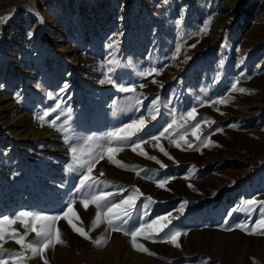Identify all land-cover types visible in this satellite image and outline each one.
<instances>
[{"label": "rangeland", "instance_id": "374dc122", "mask_svg": "<svg viewBox=\"0 0 264 264\" xmlns=\"http://www.w3.org/2000/svg\"><path fill=\"white\" fill-rule=\"evenodd\" d=\"M248 200L264 201V0H0V249L22 253L5 264H264ZM33 227L52 233L36 255Z\"/></svg>", "mask_w": 264, "mask_h": 264}, {"label": "snow or ice", "instance_id": "6c2138e0", "mask_svg": "<svg viewBox=\"0 0 264 264\" xmlns=\"http://www.w3.org/2000/svg\"><path fill=\"white\" fill-rule=\"evenodd\" d=\"M41 22H42V20H41ZM176 51H177V53H179L180 49L177 48ZM153 71H155V70H153ZM109 82L110 83L112 82L111 77H109ZM231 87H232V90L233 91H237L238 90V91H240L242 93L247 91L244 88L237 89V85L235 83ZM122 90L130 91L131 89H122ZM221 102H223V101H221ZM57 107H59V105H57ZM194 113H195V109H192V111L191 112H188L187 115L189 117H193L194 118V115H193ZM153 118H155V117H153ZM41 119H43V117H41ZM141 123H143V121H141ZM212 123H215V122L213 121ZM230 126L231 127H235L236 125H230ZM127 127H131V125H129ZM169 127H171V125H169ZM195 127L198 128L199 127V124H197ZM165 131H167V129H165ZM111 135L116 136L117 134L116 133H112ZM161 135H164V133H161ZM153 138L154 139H157L156 137H153ZM119 140L122 141V142H127L128 140H130V137H123L122 136V137H119ZM132 143L135 145L136 144V141H132ZM177 146L179 147V145H177ZM133 150L135 151V147H133ZM76 151H77L76 148H72V152L74 154L76 153ZM161 151H164L163 148H161ZM165 155H167L166 152H165ZM150 158L151 159H155V157H150ZM125 167H127V166H125ZM88 172H91V168L88 169ZM91 179L92 178L91 177H88V176H85L84 178H82L81 181H80L81 187H89L90 188L92 186L91 183L90 182H87L86 183V181H90ZM163 184H164V181H160L159 184H158V186H162ZM92 199L97 203V207L100 208L101 207L100 201L103 200L104 198L103 197H93ZM125 202L129 204V207L130 208L133 206V201H132V198L131 197H129L128 198V201H125ZM246 203L248 205H250V206L259 203L262 206L261 207L262 215H264V201L257 202V201H254V200H248ZM109 205H111V201H107L106 204H105V206H108V211L111 212L112 211V206H109ZM86 208H87V204L85 203V209ZM64 215L67 216V213H65ZM123 215L125 217L131 218V211H126V212L123 213ZM24 216H32L35 220H39V221L59 220L60 219L59 216L48 217V216H43V215H38V214H33V213H28V212H20L19 214L16 215L15 219L18 220V219H20L21 217H24ZM97 218H99V212L97 213ZM116 219H120V217L117 216ZM162 219H165V218L164 217H157L156 219H153L151 221V223L152 224H157V222L159 220H162ZM5 222L11 224V223H14L15 221L9 219V217H7V216H4L2 219H0V224H3ZM69 223H71V222H69ZM108 223H109L110 226L112 225V221L111 220H109ZM261 223H264V221H262ZM93 224L95 226V221L93 222ZM143 227H144V224L142 223L139 228H135V230H132L130 228L128 232H125V235H129L130 234L132 236V246H133V248H137V250H140V248H138V246H137L136 236H137V233H139ZM167 227H168L167 224L162 225L161 228H160V231L163 232L164 229L167 228ZM237 227L244 228L243 225H237ZM32 230L33 231H36V234H37V237L39 238V241L36 242V243L29 242L28 245H27V247L32 250L33 255H36L38 253H42L52 243V241H51L52 233H51L50 230L45 231L43 228L41 230L37 231L35 229V227H33ZM73 230L76 231V232H79V234L82 235V236H84L86 239L89 238L83 230L78 229V228H75V227H73ZM112 230L113 231H118L120 229L117 228V227H113ZM254 231L255 230H253V232H251L249 234H254ZM26 234L27 233H25V235ZM180 234L181 233L178 232V231H172L171 229H169L168 232H164V236L163 237H160V239L163 240L164 238H167L169 241H171L172 243L175 244L176 241H175L174 238L175 237H178ZM2 238L3 237H0V239H2ZM145 238L146 239H152V237H145ZM16 243L17 244H20L21 243V240L20 239H17L16 240ZM55 243H57V244L63 243V241L61 240L60 235H59L58 232H57V235H56ZM95 243H99V242L97 241ZM177 246H179V245H177ZM142 250L145 251V252L148 251L147 249H142ZM5 254H7L9 256H20V255H22V253H5L3 249H0V256H3ZM149 254L150 255H154V253H149ZM0 264H5V262L2 259H0ZM44 264H47V261L46 260H45Z\"/></svg>", "mask_w": 264, "mask_h": 264}]
</instances>
